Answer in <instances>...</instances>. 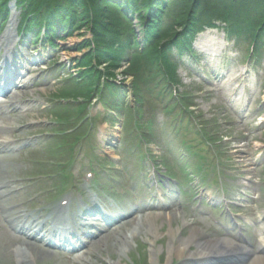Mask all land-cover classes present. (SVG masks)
Instances as JSON below:
<instances>
[{
	"label": "rangeland",
	"instance_id": "1",
	"mask_svg": "<svg viewBox=\"0 0 264 264\" xmlns=\"http://www.w3.org/2000/svg\"><path fill=\"white\" fill-rule=\"evenodd\" d=\"M7 1L0 0V8L5 9L0 17L7 16L0 18V39L8 27L16 25L19 30L18 35L15 29L11 32L10 52L0 47V65L8 61L9 66L18 67L20 75L8 85L9 91L5 89L7 94L0 93L6 99L0 104V264H25L17 261L14 250L30 245L27 233L22 237L9 232V218H24L23 226L32 229L47 215L66 212L67 207H59L68 200V207L73 208L67 218L90 207L79 204L91 205L97 200L102 211H116L124 221L107 230L102 217H93L104 232L101 239L94 238L83 247L80 259L81 252L55 248L46 252L45 244L33 242L29 253L35 259L27 264H123V234L134 228V220L143 222L145 218H156L159 234L165 236L155 240L156 247L170 243L168 220L173 215L183 218L173 225L180 227L178 239L182 235L189 238L194 232L199 238L196 243L219 240L212 210L220 217V211L233 207L232 203L241 204L244 193L251 201H264V160L258 164L260 168L255 166L261 159L258 152L264 150V60L262 54L256 58L251 42L243 43V50L237 51L232 39L219 29L224 24L219 23L193 41H182L186 52L180 54L174 42L184 31L180 20L165 41L151 48L143 34L147 22L140 27L142 19L130 17L126 5L120 3V8L114 0H101L96 7L104 11L105 24L118 29L124 27L120 20L123 24L135 20L132 29L137 32L125 33L120 41L125 45L117 56L112 53L103 58L99 53L97 57L93 49L104 51L108 47L104 37L95 41L90 1L86 13H81V22L72 21L71 28L67 18L59 16L61 9H54L58 15L53 29L63 28L54 36L47 34L44 25L37 33L26 32L25 28H31L30 16H35L28 0H19L20 4ZM13 16L15 23L10 24ZM37 19L36 29L42 25V17ZM43 36L46 42L54 38L50 47L39 42ZM91 69L94 80L84 74ZM106 84L120 92L109 91L102 108L99 95L108 91L103 86ZM134 94L141 101L147 98L146 103L137 105ZM171 94L178 106L169 119L162 110L172 108ZM154 124L159 127L157 134ZM246 180L259 185L247 186ZM9 185L11 196H7ZM112 189L121 197L120 204L112 200ZM132 189L137 190L133 197L128 195ZM196 196L206 203L204 213L196 209ZM137 197L141 198L138 202ZM145 198L156 204L145 208ZM95 209L94 205L90 212ZM240 209L236 215L250 220L263 215V209L255 211L253 203ZM229 211L235 214L233 209ZM41 223L46 224L44 220ZM259 230L264 228L260 225ZM249 232L251 241L259 243L257 231ZM136 236L130 241L134 249L124 264L136 263L138 255L150 264L147 238L142 232ZM191 248L199 249L195 244ZM190 260L179 259L177 263L219 264L216 259Z\"/></svg>",
	"mask_w": 264,
	"mask_h": 264
},
{
	"label": "trees",
	"instance_id": "2",
	"mask_svg": "<svg viewBox=\"0 0 264 264\" xmlns=\"http://www.w3.org/2000/svg\"><path fill=\"white\" fill-rule=\"evenodd\" d=\"M87 1L91 2L92 10L90 11L92 12V17L94 16L93 25H95V41H97L98 38L101 39V37H104L102 40L103 43L110 48L105 49V51L107 53L111 52L108 56H111L112 53L118 55V49L125 45H120V41L125 33H132V31L134 33L137 32V30L135 31V29H132L135 20L133 19L134 22L125 20L124 24L120 20V25H124V27H118V29H116L117 27H113L111 23L105 24L103 19V16H105L104 11L102 13L101 10H99L100 6L96 7V4L101 0H28L27 6H30V9L33 11L31 14L35 16H30L31 19L29 20V24H31V28H25V31L35 32V30H37V33L43 25L48 27V35L53 34L54 36V33L63 31L62 27L56 30L53 29L55 27L54 18L56 19L58 15L54 9H61L62 14H59V16L61 18L63 16L66 17L68 20L66 24L71 28L73 26L72 21L75 22L74 24L81 22L80 16L82 12L86 13L85 7ZM8 2L9 1H7V3ZM114 2L117 5L120 3L122 6L126 5L130 17L137 15L142 19L143 21L139 20L141 24L140 27L143 26V22H147L143 34L145 37L144 40L148 39V41H150L148 46L151 48L153 44L155 45L158 42L161 43L165 41L166 37H168L169 33L173 30V25L177 22L179 23L180 20L182 22H180L179 25H182L184 31L174 38V42L176 40L177 50H179L180 54L185 51L182 47V41H193L199 32L208 28H214V24L223 23L224 26L220 28L224 29L228 35L231 34L232 37H236L239 45H243L245 42H251L250 44H254L253 46L256 50V58L262 54L264 59V0H114ZM140 2L141 4L138 5ZM39 9H42V11L40 12ZM4 10L3 7L0 8L2 12H4ZM118 14H120V12ZM38 16H41L43 20L41 19L40 21L42 25H39L38 29H36L38 25L36 24ZM6 17L7 16H1L0 18L4 19ZM99 17L101 19H99ZM253 20L256 21L254 24H252ZM100 21H102V25L98 24ZM130 36H132V34ZM48 39V43H50L54 38ZM108 39H110L109 43ZM167 45L169 46V44ZM147 50L148 48L146 51ZM98 51L99 49L97 47L93 49L97 57L99 55ZM97 59L100 60L99 58ZM156 62H159V60ZM89 66L90 65H88V67ZM91 67L92 69L94 68L93 66ZM92 69L84 73L90 80L95 79V73ZM91 85H94V83ZM106 87L114 93L117 91L114 86L106 84Z\"/></svg>",
	"mask_w": 264,
	"mask_h": 264
},
{
	"label": "bare ground",
	"instance_id": "3",
	"mask_svg": "<svg viewBox=\"0 0 264 264\" xmlns=\"http://www.w3.org/2000/svg\"><path fill=\"white\" fill-rule=\"evenodd\" d=\"M15 1L17 3H19V0H12L10 4L15 3ZM51 1V0H49ZM10 2V0H9ZM20 4V3H19ZM17 5H15V10H16ZM19 10V9H18ZM17 10V12H18ZM39 11L41 12L42 9H39ZM10 24H14L15 23V16L12 17L11 21L9 22ZM15 29V33L18 35L17 30H19L17 28V26L15 25L13 28L12 27H8L7 32L2 36V38L0 39V47H5L6 53L10 52L12 50V47L10 46L9 41L13 40V35L11 34V32H13ZM45 36H43L42 38H39V42L42 43L43 46L46 47H50V43L45 41ZM101 54L103 56V58H105V56L107 57H111L108 56L109 53H107L105 50L104 51H98V54ZM99 54V55H100ZM117 56V55H115ZM18 67H16L15 65L13 66H9L8 61L3 62L0 65V93H5L7 94L9 91L7 89L8 85H10L11 83L15 82V78L19 77L20 73L19 70L17 69ZM5 69V70H4ZM21 82H23V78H21ZM27 83V82H26ZM23 83H21L22 85ZM104 88L106 89L107 87L105 85H103ZM115 87V86H114ZM116 88V87H115ZM5 89H7V91H5ZM108 91H106L104 94H100L99 97L101 98V107L103 108L104 106V101L106 98V95H109V89L107 88ZM118 92V93H117ZM119 89H117L116 93L119 94ZM96 93V92H95ZM99 94V92H97ZM115 93V94H116ZM112 96H114L112 94ZM115 97V96H114ZM116 98V97H115ZM122 98L121 95H118V99ZM112 100L115 101L114 98H112ZM6 99L2 98L0 95V104L5 102ZM105 109V108H104ZM112 112V111H110ZM83 115V114H82ZM80 115V116H82ZM188 122V121H187ZM204 129V128H203ZM2 133V132H1ZM193 132H189L188 134H191ZM187 134V135H188ZM0 137H2V134L0 135ZM256 146H260V145H256ZM262 153L259 154L258 157H261ZM13 182H18V181H13ZM246 183V181H244ZM9 187L10 185L7 187L8 190V195L7 196H11L13 194V191L9 192ZM4 193H6L4 191ZM83 196V195H82ZM202 198H204L202 196ZM78 199V197H77ZM75 199V200H77ZM196 200L200 199V197L196 196L195 197ZM97 202H91V205H87L85 202H83V204H79V205H86V206H94ZM70 204V200H68V202L66 203V207L68 208V205ZM75 204V202L73 203ZM72 205V203H71ZM78 205V206H79ZM89 212L91 211V208H88ZM132 213V212H131ZM83 212L80 213L79 216H82ZM93 215V214H92ZM55 216V215H54ZM178 216V215H177ZM175 215L171 216L168 220V223L170 224V228L167 231V235L170 238V243L164 246H155L156 241L155 240H159L160 238H165V236L159 234L160 233V229L158 228L157 225H155V219L154 218H145V221L142 222V220H137L134 221V228L129 230L127 233L123 234V238L125 237V245L121 247V256L124 257V261H125V257L128 254V252L132 251L134 248L131 247V240L134 239V237H137L136 235H138L140 232H142L144 234V236H146V243H148V246H150L151 248H149L147 255L150 258V264H159V258L162 260L161 264H176L179 259H183L184 261H188L190 259H198L201 260L204 257L207 256L208 251H210L211 247L213 248H217L219 252H224L225 254H237L239 255L237 252L240 251L241 254L244 253H248L250 251H248L246 248L241 249L240 246L236 245L233 243V241H229V240H217V241H205V242H199L196 243L198 241V235L195 234L194 232H191L189 238H187L186 236L182 235V238H179V232H180V227H177V229L174 228V224L175 223H179L180 220H182L183 218L181 216L177 217ZM32 217V216H31ZM57 217V216H56ZM120 217V214H112L109 216H104V220L106 221L107 225L112 224V222H114V220H118ZM177 217V218H176ZM26 218V217H25ZM80 218L81 221V225L85 230H78L76 229L77 227L75 226L74 223H69V224H65V226L61 229L58 230V232H56L57 234H63V238L59 239V240H64L65 242L71 240V238L75 239V242L78 243V245H80V247H83L84 245H86V242H88V238L91 237V234L94 233L95 231V226H94V222L93 220H89L86 218ZM178 218H180L178 220ZM10 220H8V227H9V232H13L15 231V229L20 226L21 224L24 223L25 220H23L24 218H16L15 216H12L11 218H9ZM14 219V222H12L11 220ZM154 219V220H153ZM73 220H76V218H73ZM6 221V219H5ZM1 222V221H0ZM185 222V221H184ZM129 224V222L127 223ZM64 224L61 223L60 221H58V223L55 224V227L58 226H63ZM112 227V226H111ZM7 230V231H8ZM116 231H120V230H116ZM140 231V232H139ZM18 232V231H17ZM32 232V231H30ZM33 233V232H32ZM37 231L33 234V236L31 238H29L28 242L30 243L27 244L26 248H23L21 246H18L16 248V250H14L15 256L17 258L18 262H24L25 264H27V262L29 263L30 261H32L33 259H35L31 253H29L30 250H32L34 247L31 244H33V241L35 239H37L35 236L37 235ZM65 234H69V238L66 237ZM181 234V233H180ZM90 236V237H89ZM151 237V238H149ZM159 237V238H158ZM153 238V239H152ZM158 238V239H156ZM40 239V238H39ZM41 243H45L46 241H44L43 239L39 240ZM193 244L198 245L199 249L196 250H192L189 249L190 247L193 246ZM52 246L55 247L54 244H52ZM222 249V250H221ZM120 252V251H119ZM207 252V253H206ZM210 254V253H208ZM83 255V253H81L78 256V259L81 258V256ZM158 255H160V257H158ZM242 256V255H241ZM186 259V260H185ZM188 259V260H187ZM136 260H138L136 263H132V264H149L148 261H144V258H142V255H138L136 257ZM123 261V264H124ZM158 261V262H157ZM192 261V260H190ZM33 262V261H32ZM112 264H121L119 261H114ZM179 264V263H177ZM184 264V263H183ZM188 264H190V262H188ZM252 264H263L259 259H255V262H253Z\"/></svg>",
	"mask_w": 264,
	"mask_h": 264
}]
</instances>
